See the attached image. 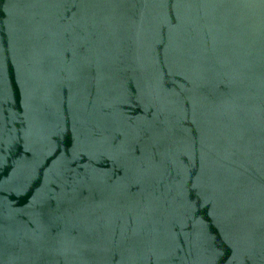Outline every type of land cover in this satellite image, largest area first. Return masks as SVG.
<instances>
[{
    "label": "water",
    "instance_id": "1",
    "mask_svg": "<svg viewBox=\"0 0 264 264\" xmlns=\"http://www.w3.org/2000/svg\"><path fill=\"white\" fill-rule=\"evenodd\" d=\"M0 264H264V0H0Z\"/></svg>",
    "mask_w": 264,
    "mask_h": 264
}]
</instances>
